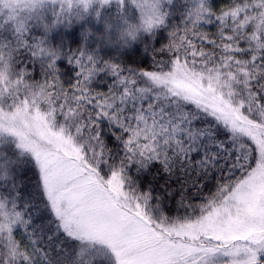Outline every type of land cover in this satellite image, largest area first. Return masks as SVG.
Segmentation results:
<instances>
[{"label":"snow or ice","instance_id":"obj_1","mask_svg":"<svg viewBox=\"0 0 264 264\" xmlns=\"http://www.w3.org/2000/svg\"><path fill=\"white\" fill-rule=\"evenodd\" d=\"M0 264H264V0H0Z\"/></svg>","mask_w":264,"mask_h":264},{"label":"trees","instance_id":"obj_2","mask_svg":"<svg viewBox=\"0 0 264 264\" xmlns=\"http://www.w3.org/2000/svg\"><path fill=\"white\" fill-rule=\"evenodd\" d=\"M178 3L182 2V0H177ZM173 23H179V17L177 16L174 20H173ZM148 64H150V61H148L145 66L147 67Z\"/></svg>","mask_w":264,"mask_h":264}]
</instances>
